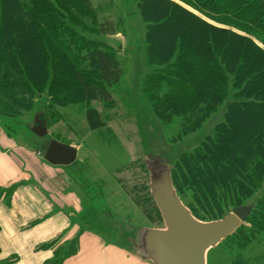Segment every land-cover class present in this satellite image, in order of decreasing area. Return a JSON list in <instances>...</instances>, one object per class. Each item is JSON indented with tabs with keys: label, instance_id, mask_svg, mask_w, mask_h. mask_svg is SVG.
Wrapping results in <instances>:
<instances>
[{
	"label": "trees",
	"instance_id": "obj_1",
	"mask_svg": "<svg viewBox=\"0 0 264 264\" xmlns=\"http://www.w3.org/2000/svg\"><path fill=\"white\" fill-rule=\"evenodd\" d=\"M135 2L146 23L147 54L166 84L157 110L169 121L181 117L185 135L225 106L214 131L171 170L179 196L191 192L188 203L182 200L192 213L219 219L264 184V0ZM98 30L107 32L101 24ZM80 41L52 0H0V112L21 111L46 87L60 105L111 101L104 83L119 82V61ZM82 50L99 82L85 78ZM87 119L91 128L103 124L96 110Z\"/></svg>",
	"mask_w": 264,
	"mask_h": 264
},
{
	"label": "rangeland",
	"instance_id": "obj_2",
	"mask_svg": "<svg viewBox=\"0 0 264 264\" xmlns=\"http://www.w3.org/2000/svg\"><path fill=\"white\" fill-rule=\"evenodd\" d=\"M52 1L63 12L66 26L83 38L81 46H88L91 41L104 47L119 61L123 74L117 83H104L113 96L111 101L60 105L50 97L48 87L37 91L21 105V111L0 112V139L22 147L31 162L36 163L40 178L50 176L55 188L77 196L81 208L78 218L85 228L134 252L131 239L137 229L163 227L155 201L150 199L144 158L148 154L162 156L174 166L183 154L192 152L214 131L223 120L225 106L195 132L180 135L182 118L173 115L169 121L166 114L157 110L166 84L147 54L146 23L135 0ZM100 24L107 32L98 30ZM85 53L82 50L84 76L99 82ZM90 109L98 112L103 122L100 127H90ZM41 112L48 125L44 137L31 131L35 116ZM52 139L77 148L74 164L50 165L43 153ZM182 198L188 203L191 192ZM262 198L264 184L244 201L243 206L250 207L251 213L237 232L208 251V264H264V210L259 203ZM234 209L231 207L230 211Z\"/></svg>",
	"mask_w": 264,
	"mask_h": 264
},
{
	"label": "crops",
	"instance_id": "obj_3",
	"mask_svg": "<svg viewBox=\"0 0 264 264\" xmlns=\"http://www.w3.org/2000/svg\"><path fill=\"white\" fill-rule=\"evenodd\" d=\"M1 141L0 264H151L85 228L77 196L40 178L22 147Z\"/></svg>",
	"mask_w": 264,
	"mask_h": 264
},
{
	"label": "water",
	"instance_id": "obj_4",
	"mask_svg": "<svg viewBox=\"0 0 264 264\" xmlns=\"http://www.w3.org/2000/svg\"><path fill=\"white\" fill-rule=\"evenodd\" d=\"M31 131L39 137L48 134L47 119L38 113ZM77 148L52 139L43 157L53 165L68 166L77 160ZM148 172L150 196L160 211L163 227L141 226L131 245L134 254L151 264H208V251L232 235L251 212L239 206L216 220H201L179 196L172 180V165L157 155L143 160Z\"/></svg>",
	"mask_w": 264,
	"mask_h": 264
}]
</instances>
